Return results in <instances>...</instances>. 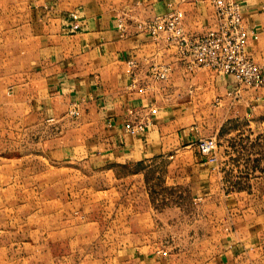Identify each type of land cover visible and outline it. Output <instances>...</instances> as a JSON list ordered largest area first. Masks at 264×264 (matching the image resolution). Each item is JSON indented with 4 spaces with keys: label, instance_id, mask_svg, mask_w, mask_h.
<instances>
[{
    "label": "crops",
    "instance_id": "0c3cea01",
    "mask_svg": "<svg viewBox=\"0 0 264 264\" xmlns=\"http://www.w3.org/2000/svg\"><path fill=\"white\" fill-rule=\"evenodd\" d=\"M238 1L258 33L248 54L264 68V0ZM174 8L183 11L191 37L215 26L209 0H0V106L36 110L43 123L67 126L48 156L68 172L108 176L106 188L89 186L93 212L64 213L72 223L56 229L57 246L40 264H264V212L227 232L211 235L204 227L219 170L199 150L206 137L195 126L221 111V123L264 124V88L239 94L232 77L208 68L191 72L176 46L137 25ZM72 13L79 14V29L72 28ZM163 62L172 70L168 79H156L151 65ZM146 116L152 124L144 132L125 131L126 120ZM160 161L169 162L165 169ZM150 168L162 169L170 188L189 191L185 202L166 196L159 206L148 189ZM188 201L203 213L187 208ZM66 238L74 248L66 249ZM69 249L97 255L81 262L67 256Z\"/></svg>",
    "mask_w": 264,
    "mask_h": 264
},
{
    "label": "rangeland",
    "instance_id": "374dc122",
    "mask_svg": "<svg viewBox=\"0 0 264 264\" xmlns=\"http://www.w3.org/2000/svg\"><path fill=\"white\" fill-rule=\"evenodd\" d=\"M221 113L218 116L210 112L214 115L210 122L195 125L201 137L218 140L215 165L219 171L211 178L212 197L205 210L211 216L207 223L204 220V227L208 226L211 235L229 231L241 218L264 212V174L261 173L264 137L259 136L264 133V124H251L245 118L221 123L225 117ZM65 128L55 122L43 123L36 110L26 113L22 106L18 109L11 108L9 103L0 106V264H25V261L40 264L47 258L48 249L56 248L58 228L72 223L64 219V213L93 212L89 202L93 196L90 184L94 183L97 189L106 188L105 174L71 173L64 170L63 161L48 156L52 148L63 142L60 134ZM168 163L160 161L158 166L165 169ZM147 166L148 162L138 168ZM162 169L159 174L156 168L147 172L153 200L159 206L165 204L166 196L184 198L185 202L190 192L183 186L170 188L165 184ZM186 204L195 214L203 213V207L191 201ZM66 244V249L74 248L67 238ZM66 254L81 262L97 255L74 249Z\"/></svg>",
    "mask_w": 264,
    "mask_h": 264
},
{
    "label": "built area",
    "instance_id": "2783aa9c",
    "mask_svg": "<svg viewBox=\"0 0 264 264\" xmlns=\"http://www.w3.org/2000/svg\"><path fill=\"white\" fill-rule=\"evenodd\" d=\"M215 11V26L205 33L191 37L183 27V11L174 8L166 13L140 21L137 25L141 31L147 32L156 41L166 38L177 47L178 56L189 71L208 68L217 73L229 76L238 85L236 93L244 88L261 90L264 88V68L257 63L247 51L251 39H257L258 33L247 25L241 2L238 0H209ZM72 28L79 29V14L72 13ZM119 28L125 31L124 20L121 18ZM135 61H130L134 65ZM172 67L168 63L151 65V74L160 80H166ZM132 75V85L135 84ZM75 105L70 109L72 115L78 114ZM149 116L142 119L125 121V131L140 134L150 125ZM201 153L210 160H217L218 140L216 137H206L198 142Z\"/></svg>",
    "mask_w": 264,
    "mask_h": 264
}]
</instances>
